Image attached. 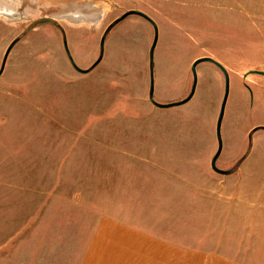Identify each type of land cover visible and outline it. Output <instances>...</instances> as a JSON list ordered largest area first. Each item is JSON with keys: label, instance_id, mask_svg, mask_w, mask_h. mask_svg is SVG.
<instances>
[{"label": "rangeland", "instance_id": "rangeland-1", "mask_svg": "<svg viewBox=\"0 0 264 264\" xmlns=\"http://www.w3.org/2000/svg\"><path fill=\"white\" fill-rule=\"evenodd\" d=\"M198 57L262 75L226 82L220 157L264 163V0H0V264H214L234 169L190 153L218 139Z\"/></svg>", "mask_w": 264, "mask_h": 264}, {"label": "crops", "instance_id": "crops-1", "mask_svg": "<svg viewBox=\"0 0 264 264\" xmlns=\"http://www.w3.org/2000/svg\"><path fill=\"white\" fill-rule=\"evenodd\" d=\"M220 1L221 4L228 2V0H220ZM221 9L223 10L221 14L225 16L222 18V20H224L223 22L230 23L229 25H231L233 23L232 22L233 19L231 16L233 13H236V11L233 10L232 12L231 10H227L229 9V6L221 7ZM221 26L222 25H220L219 27ZM158 38H159V32H158ZM235 49L236 48L231 47L229 54L238 53L237 49L236 50ZM218 57L221 58L222 56L218 55ZM198 58H195V60ZM216 60L219 61L218 59ZM219 62L226 68L228 77L226 76L222 68L219 69L218 67H216L214 69L219 82V95L216 98L215 111H213V116H214L213 120L214 121L217 120V122L219 120L222 109L224 110L223 114H225L227 99L229 96V93H226L227 81L231 80L233 77H237L242 79L244 85L248 86L249 88H251V86H249L250 83L252 84L263 83L262 75L258 73H248L249 71L248 68H247L248 70L241 69L235 71L233 70V64L228 62H226L227 64L221 61ZM199 63L196 65V77L193 76L194 77L193 92L192 95L187 100V102H189L192 99L196 91L197 81H198L197 66L199 65ZM191 82L192 81L190 79V76L187 74L185 79H182L183 88L189 89ZM244 87L238 86L236 88V92L237 93L241 92L244 95ZM151 89L154 97V93H155L154 71H152ZM252 94L254 99L253 90H252ZM163 101L164 100L159 99L157 102L163 104L165 103ZM258 126L264 127V123L253 122L252 124H250V127L248 128V132L250 134L248 135L252 136V134L255 131H257ZM217 137L219 140L218 139L212 140L211 144L208 147L204 145L201 146L200 148V145H197V148H194L193 151L190 152L193 153L195 151L196 153H200L199 151H201L204 154L205 153L215 154L216 163L218 164L219 169L222 170L234 169V172L230 174L231 176L229 179L230 192L228 195L231 198V207H230L231 221H230V226L228 227L229 236L224 239V242L223 241H221L220 243H218V241L215 242V249L216 250L219 249V252L215 254V258L213 262L214 264H264V163L259 164L248 161L249 154L245 153L244 150H241V148L236 149V151H234L235 149H233L226 156L220 157L222 152V148L220 146L221 135L219 137L218 132H217ZM181 146L182 147L180 148L179 151L180 154L190 151L191 147H189L187 143H184ZM233 151L234 154H232ZM175 152L178 151L175 150Z\"/></svg>", "mask_w": 264, "mask_h": 264}, {"label": "water", "instance_id": "water-1", "mask_svg": "<svg viewBox=\"0 0 264 264\" xmlns=\"http://www.w3.org/2000/svg\"><path fill=\"white\" fill-rule=\"evenodd\" d=\"M157 29V28H156ZM157 37H158V32L156 30V36H155V42L157 41ZM157 43V42H156ZM203 60H211L212 62L216 63L220 68L223 69V71L225 72L226 76L228 77V73H227V70L226 68L219 62V61H216L215 59H213L212 57H203V58H198L194 61L193 65H192V69L194 71V76L196 77V65L203 61ZM228 80V78H227ZM151 96L153 97V92H151ZM157 103V102H156ZM223 109L221 111V114H220V117H219V120H218V125H217V130H218V135L220 137V128H221V120H222V117H223ZM220 146H221V141H220ZM215 160H216V157H214Z\"/></svg>", "mask_w": 264, "mask_h": 264}]
</instances>
